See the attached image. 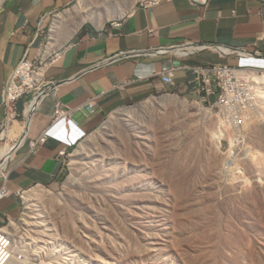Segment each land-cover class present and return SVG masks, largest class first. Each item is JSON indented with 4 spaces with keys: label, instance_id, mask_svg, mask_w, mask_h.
<instances>
[{
    "label": "rangeland",
    "instance_id": "374dc122",
    "mask_svg": "<svg viewBox=\"0 0 264 264\" xmlns=\"http://www.w3.org/2000/svg\"><path fill=\"white\" fill-rule=\"evenodd\" d=\"M151 1L108 0L109 7L101 2L95 12L108 18L105 27ZM54 18L43 29L37 68L46 69L82 29L101 28L87 20L65 42L60 29L52 43ZM145 100L110 112L65 151L56 187L25 191L51 196L23 194L21 216L5 225L17 230L14 257L5 264H264V106L258 97L241 125H227L216 108L187 99L200 111L161 113L143 125L145 137L135 138L120 113Z\"/></svg>",
    "mask_w": 264,
    "mask_h": 264
},
{
    "label": "crops",
    "instance_id": "0c3cea01",
    "mask_svg": "<svg viewBox=\"0 0 264 264\" xmlns=\"http://www.w3.org/2000/svg\"><path fill=\"white\" fill-rule=\"evenodd\" d=\"M71 2L0 3V148L6 142L15 146L0 173V189H9L8 195L0 194V225L21 216L23 191L56 187L62 154L115 109L167 93L202 102L199 65L264 68V0H153L105 27L82 29L46 65L47 95L29 112V97L18 99L17 116L8 120L2 102L6 81L24 56L37 60L46 22ZM214 46L237 52L222 57ZM167 69H172V83L162 78ZM58 104L69 116L54 121ZM5 124L13 137L2 135Z\"/></svg>",
    "mask_w": 264,
    "mask_h": 264
},
{
    "label": "built area",
    "instance_id": "2783aa9c",
    "mask_svg": "<svg viewBox=\"0 0 264 264\" xmlns=\"http://www.w3.org/2000/svg\"><path fill=\"white\" fill-rule=\"evenodd\" d=\"M183 46L178 48H185ZM214 47L222 51L220 53L222 57L227 53L237 52V49L230 50L224 47ZM42 61L43 58L41 56L36 61H32L27 56H24L13 74L6 81L2 91V102L7 109L8 120L17 116L14 103L18 99L25 96L29 97L26 101L29 112L50 91L51 85L45 82L44 72L41 74L42 68H37V65L42 63ZM251 70L263 71L261 68L231 65L226 62L196 67L199 88L203 92L202 102L209 104L211 108H216L218 116L227 125H241L245 113L250 111L256 104V90L250 75ZM172 75V69L162 72L164 82L172 83ZM68 116L69 110L58 104L54 113V121L68 118ZM6 128L7 125H3L2 134ZM47 137L46 132L40 139L45 141ZM24 193L25 191L21 193V197ZM0 194L3 196L8 195V187L3 185L0 189ZM8 223L11 224L12 221ZM8 223L0 225V264H5L13 257V242L16 238L15 235L8 233L5 227Z\"/></svg>",
    "mask_w": 264,
    "mask_h": 264
},
{
    "label": "bare ground",
    "instance_id": "6f19581e",
    "mask_svg": "<svg viewBox=\"0 0 264 264\" xmlns=\"http://www.w3.org/2000/svg\"><path fill=\"white\" fill-rule=\"evenodd\" d=\"M2 1L3 0H0V3ZM107 1L108 0H80L79 4L77 6L71 8V9H67L64 12L57 14L55 16L53 24H52V39L54 40V41L52 40V43L57 41L56 36L58 35V32L62 28L64 30L63 41L65 42L66 40L70 39L78 31V29L82 26V24L84 22H86L87 20H92L97 27H102L104 21L108 18L97 17V15L99 13L95 12V7L100 8L101 4L102 3L106 4ZM103 4H102L103 8L108 6L107 4L106 5H103ZM105 9H103V10H105ZM101 11L99 10L100 13H101ZM100 15H103V14H100ZM116 16H119V15H116ZM57 46H60V45H55V47H57ZM44 70L45 69L41 70V74L43 73ZM250 75H251L252 81L254 83H256V86H255V90L257 89L256 98L258 97L259 102H261L262 105L264 106V74H259L258 71L252 70L250 72ZM201 107H202L201 105L192 104L186 98H182V97L178 96L177 94L167 93V94H163L162 96H159V97H155V96L152 98L149 97V99L145 100L142 104L137 105L136 107H133L130 109H124L120 114H123V117L124 116L126 117V124L131 126V128H132L131 130H133L132 135H134L135 138L139 137L142 139L145 136L140 134L142 132L141 130L146 128V127L144 128L143 125H148L149 123H152L153 120H156V119L158 120V116L161 113H163L164 116H166L167 114L169 116H171V114L173 115V112L176 110H181L183 113V111H187V110H191L193 108H196V110L200 111ZM191 112H193V111H191ZM174 113H176V112H174ZM175 115H177V114H175ZM164 116H163V119L165 118ZM178 118H179V116H178ZM183 118H185V117H183ZM160 119H161V117H160ZM167 120H168V118H167ZM182 121H184V120H182ZM160 122H161V120H160ZM163 122H164V120H163ZM2 135L13 137L10 130H5ZM84 145H85V142L82 143V147H81L82 150H83ZM13 149H15L14 144H9L7 142L0 148V173L3 169V167L5 166V163L9 159L10 154L12 153ZM46 192H48V193H46ZM50 194H51V192L44 191L43 189H36V190L34 189L33 192H31V193L26 192L25 196L28 199H30L33 196L34 197L35 196L36 197H44V196L48 197V196H51ZM8 231H9V229H8ZM8 233H10V234L14 233V235L16 236L17 230L15 229V227H13L12 232H8ZM14 261H15V258H14ZM108 262L104 261L105 264H108ZM12 263L13 262H11V264Z\"/></svg>",
    "mask_w": 264,
    "mask_h": 264
}]
</instances>
